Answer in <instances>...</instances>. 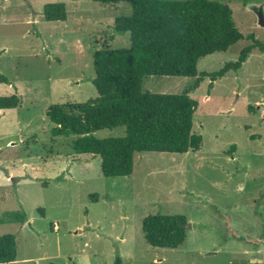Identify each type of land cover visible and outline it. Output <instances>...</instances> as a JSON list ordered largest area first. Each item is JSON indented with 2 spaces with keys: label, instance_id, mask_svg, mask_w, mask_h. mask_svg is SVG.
<instances>
[{
  "label": "rangeland",
  "instance_id": "obj_1",
  "mask_svg": "<svg viewBox=\"0 0 264 264\" xmlns=\"http://www.w3.org/2000/svg\"><path fill=\"white\" fill-rule=\"evenodd\" d=\"M217 1L245 37L264 43V0ZM51 3L66 5V20L44 18ZM130 13L124 3L0 0V76L8 80L0 95L22 98L0 110V217L27 215L24 224L0 223V235L17 244L16 260L4 264H264V51L254 49L211 89L210 77L199 80L236 61L251 40L202 57L196 76L143 78V92L197 100V151L137 152L131 175L105 177L100 157L74 153L77 136L52 135L47 109L97 97L93 53L130 46L129 33L111 39L114 19ZM93 135L123 136L125 127ZM156 214L187 217L182 245L146 242L142 220Z\"/></svg>",
  "mask_w": 264,
  "mask_h": 264
},
{
  "label": "trees",
  "instance_id": "obj_2",
  "mask_svg": "<svg viewBox=\"0 0 264 264\" xmlns=\"http://www.w3.org/2000/svg\"><path fill=\"white\" fill-rule=\"evenodd\" d=\"M103 4L124 3L129 15L114 19V39L129 33L128 48H102L93 53L97 97L86 102L53 104L47 116L55 125L53 136L75 135V154L100 157L105 177L129 176L137 152L186 153L197 151L202 136L193 131L198 102L187 92L155 94L142 91L143 78L149 76H196L199 60L215 52H226L242 39L251 40L236 61L221 69L202 72L200 79L213 82L230 71H238L254 50L264 51V43L253 34L244 36L236 27L230 7L217 0H94ZM249 1V0H244ZM48 21L67 19L64 3L43 8ZM0 82H8L0 76ZM18 94L0 95V110L20 106ZM252 106L249 111H253ZM125 127V135L98 138L103 128ZM43 213V209H41ZM24 210L5 212L0 223L24 224ZM188 220L183 214L149 215L142 220L146 242L159 248H177L187 238ZM13 234L0 235V264L16 260ZM113 264H124L117 258Z\"/></svg>",
  "mask_w": 264,
  "mask_h": 264
},
{
  "label": "water",
  "instance_id": "obj_3",
  "mask_svg": "<svg viewBox=\"0 0 264 264\" xmlns=\"http://www.w3.org/2000/svg\"><path fill=\"white\" fill-rule=\"evenodd\" d=\"M257 21L260 26L264 27L263 6L259 7L257 11Z\"/></svg>",
  "mask_w": 264,
  "mask_h": 264
},
{
  "label": "built area",
  "instance_id": "obj_4",
  "mask_svg": "<svg viewBox=\"0 0 264 264\" xmlns=\"http://www.w3.org/2000/svg\"><path fill=\"white\" fill-rule=\"evenodd\" d=\"M263 17H264V9H263Z\"/></svg>",
  "mask_w": 264,
  "mask_h": 264
}]
</instances>
